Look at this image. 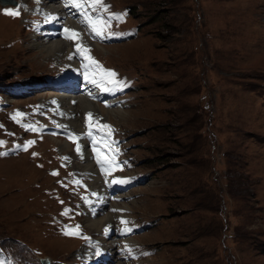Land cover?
<instances>
[{
    "label": "rangeland",
    "instance_id": "obj_1",
    "mask_svg": "<svg viewBox=\"0 0 264 264\" xmlns=\"http://www.w3.org/2000/svg\"><path fill=\"white\" fill-rule=\"evenodd\" d=\"M20 1V10L0 7V85L22 86L6 101L10 107L0 94V152L7 153L0 155V239L19 238L47 257L74 259L78 240L59 236L48 219L59 201L77 192L67 187L66 169L75 178L85 161L69 146L61 148L69 134L54 126L61 110L43 100L61 103L53 95L58 90H33L67 70L89 77L86 100L95 105L98 123L113 129L107 142L118 149L114 172L132 184L122 193L110 185L125 208L122 226L131 228L130 242L116 237L128 264H264V0H108L111 13L130 7L126 26L138 27L136 37L111 43L109 27L101 37L81 21L70 26L85 38L88 54L127 85L108 92L91 83L99 77L73 56V40H62L69 49L56 59L31 44L41 42L45 21L59 11ZM94 10L103 18L105 10ZM25 18L37 21L23 26ZM57 61L63 64L58 69ZM19 90L12 85V93ZM78 101L72 105L76 122H85ZM97 106L123 111L106 119ZM17 112L25 120L13 119ZM26 122L37 130H26ZM40 123L54 138H39ZM26 141L35 143L25 151ZM140 172L147 178L139 181ZM101 183L84 188L91 192ZM108 214L97 228L86 217L83 222L92 232L118 229L117 211Z\"/></svg>",
    "mask_w": 264,
    "mask_h": 264
},
{
    "label": "snow or ice",
    "instance_id": "obj_2",
    "mask_svg": "<svg viewBox=\"0 0 264 264\" xmlns=\"http://www.w3.org/2000/svg\"><path fill=\"white\" fill-rule=\"evenodd\" d=\"M37 2L39 3V0H37ZM85 2H86V0H66V3L74 5L77 8H80ZM94 6H99V8L101 10H107V7H108L107 5H105L103 3V0H91L89 7H94ZM5 13L7 15H10V16L20 15V12L18 10L13 11L11 9H6ZM124 15H126V13H121V14L111 13L109 19L122 20ZM81 23H86L91 32H93V33H95V35L101 36V37H103V28L110 26L109 21H104V20L100 19L99 17L93 19L92 17L88 16L87 14H85V18H84V20L81 21ZM64 34H65V39L73 40V41L78 40L80 37L79 32H77L75 29H70L67 27L64 28ZM75 47H76L77 51L80 52L81 55H84L85 53H87L89 51L86 47H82L79 43H76ZM86 58L88 59L90 66L92 68L93 76L99 77V79H96V78L91 79V83L96 85L97 87H99L101 91H104V92L114 91V90L121 89V88L127 86L123 81L116 79L117 74L113 70L103 69L102 66H100L99 63L97 61H95L91 56H87ZM69 59H71V56L69 57ZM88 78L89 77L86 76V79H88ZM53 103H55V101H53ZM106 106H108V105H106ZM16 115L17 116H23L24 114L17 112ZM12 118L15 119L16 117L13 116ZM17 123H19V121H17ZM93 124H95L97 130H101V131L107 130L105 135L101 137V141L98 142L95 139H93V143H104L106 148L112 149V152L110 155L104 154L102 156L98 151H97V155H96L97 163L102 165L101 171L105 175V177H107V176H110L113 171H116L119 168V165L115 159V156L118 154V149H115L112 147L113 145H115L116 142L115 141H111L110 143L107 142L108 138L110 136V133L113 131L111 125H107V124L100 125L98 123V121L94 120L93 114L89 112V113L85 114V127L88 129V131L86 133H82L80 135H77L74 133H69L68 139H70L74 143H76V151H77V153H80L81 146L79 145L78 141L82 135H87L89 137L93 136V132H92ZM24 127L26 128V130H30V131H36L37 130L36 126L30 125V124L24 125ZM57 127H64V126L57 125ZM3 143H4V141H0V144H3ZM33 143H35V141H26L25 144L22 146L23 150L26 151L27 148ZM14 147L21 148L20 145H14ZM6 154L7 153H5V152H0V155H6ZM33 155L35 156L37 154L33 153ZM62 159L66 160L67 157H63ZM51 174L52 175H58V172L53 171ZM125 182L126 181L123 179H113L112 180L113 184L125 183ZM73 183L81 184V181L80 180H74ZM91 195L96 196L97 193H92ZM82 199H85L86 203L88 202L85 197H82ZM68 211H69L68 209H65L64 212L61 214L66 215L68 213ZM114 211H118V210L114 209ZM120 211H122V210H120ZM121 223L125 224L127 222L125 220L121 219ZM128 231H130V229H128ZM107 232H108V229L106 228L105 233H107ZM64 234L65 235H79L80 234L79 233V225H76L75 229H73L71 231L67 230V226H66V230H65ZM85 239H88V238L85 237Z\"/></svg>",
    "mask_w": 264,
    "mask_h": 264
},
{
    "label": "bare ground",
    "instance_id": "obj_3",
    "mask_svg": "<svg viewBox=\"0 0 264 264\" xmlns=\"http://www.w3.org/2000/svg\"><path fill=\"white\" fill-rule=\"evenodd\" d=\"M34 1V0H33ZM50 1V0H49ZM54 1V0H53ZM45 5H46V3H44ZM40 5V4H39ZM50 5H52V7L53 8H55L56 7V5L53 3V2H51V4ZM50 9V8H49ZM47 15V14H46ZM50 18V17H49ZM66 22H68L69 23V21L68 20H66ZM52 27L50 28V31L53 33V34H55V33H57V29H58V25H60V24H58V23H56V22H53L52 24ZM78 25V24H77ZM28 26V25H27ZM76 26V25H75ZM77 27V26H76ZM79 28V27H78ZM77 29V28H76ZM82 32V31H81ZM50 35V34H49ZM81 35V34H80ZM40 36V35H39ZM84 41V40H83ZM64 42H65V40H64ZM63 41H60L59 40V38H49L48 40L45 38L44 39V42H37V41H34L33 43H31V44H33V45H35L38 49H40L41 51H43V55H45V56H49V55H51V56H53L54 57V59H56V58H58V55H59V52H62L64 49H69L68 47H67V43L65 44ZM97 47V46H96ZM71 49V48H70ZM71 51V50H70ZM69 52V51H68ZM73 52V51H72ZM58 53V54H57ZM73 62V61H72ZM66 64V63H65ZM58 69V68H57ZM70 78H72V77H70ZM72 86V84H69L68 85V87L70 88ZM63 88V87H62ZM65 88H67V87H65ZM61 92H66L67 90H64V89H62V90H60ZM61 98V105H63V106H66V108H68L70 111H73V107H72V104H71V102H70V100L72 99V98H79V97H72V96H70V95H66V96H64L63 95V97H60ZM79 101V105H81V108L82 109H84V110H90V111H94V108L93 107H95V105H93L92 103H90L89 101H87L85 98L83 99V98H80V99H78ZM108 102V101H107ZM111 102V101H110ZM114 103V102H113ZM112 103V104H113ZM78 104V103H77ZM76 104V105H77ZM99 105V104H98ZM105 106V105H104ZM96 108V107H95ZM75 109V108H74ZM97 109L98 110H102L103 112H104V116H105V118L106 119H109V117H108V115L107 114H109L110 116H114V113H121L123 110L122 109H110V110H107V109H104V108H102V107H100V106H97ZM97 110V111H98ZM120 110H122V111H120ZM78 114V113H77ZM76 114V115H77ZM118 115V114H117ZM76 117V116H75ZM71 120V119H70ZM72 123H74V124H77V122H76V120H72ZM57 139V138H56ZM67 146H69L67 143H65V149L67 148ZM89 164L90 163H86V161H85V164H84V166L85 167H87V166H89ZM120 178V177H119ZM115 186V185H114ZM118 186V185H117ZM98 187V186H97ZM99 192H103L104 190L102 189V190H98ZM126 195V194H125ZM119 196V195H118ZM117 201V200H116ZM124 204V203H123ZM110 214H108V213H104V215H103V218H101V216H95L94 218H89V217H86V223L88 224V226L89 227H96L97 228V226L100 224V222H102V220L104 219V218H106V217H108ZM104 223V222H103ZM106 223V222H105ZM87 226V227H88ZM137 243V242H136ZM131 245V244H130Z\"/></svg>",
    "mask_w": 264,
    "mask_h": 264
},
{
    "label": "water",
    "instance_id": "obj_4",
    "mask_svg": "<svg viewBox=\"0 0 264 264\" xmlns=\"http://www.w3.org/2000/svg\"><path fill=\"white\" fill-rule=\"evenodd\" d=\"M0 2L3 4V5H5V4H7V3H14V1L12 0H0Z\"/></svg>",
    "mask_w": 264,
    "mask_h": 264
}]
</instances>
